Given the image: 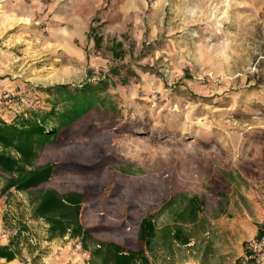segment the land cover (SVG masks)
I'll return each mask as SVG.
<instances>
[{
    "label": "rangeland",
    "instance_id": "1",
    "mask_svg": "<svg viewBox=\"0 0 264 264\" xmlns=\"http://www.w3.org/2000/svg\"><path fill=\"white\" fill-rule=\"evenodd\" d=\"M42 3L3 10L10 26L0 34V96L10 91L13 101L0 100V116L13 121L50 107L53 85L80 86L98 81L102 70L117 66L125 76L130 68L138 76L129 85L108 87L122 112L118 128L109 130L111 155L140 175L171 179L172 195L205 198L208 227L217 200L211 179L233 171L231 191L222 198L225 215L242 214V206L250 222L264 227V0ZM91 27L103 37L100 48L88 38ZM114 40L123 42L122 60L112 56ZM0 215L8 238L22 230L20 250L29 263L33 255L38 263L52 255L55 263L89 264L77 240H48V224L32 217L28 194L2 196ZM171 218L168 210L157 224ZM204 237L199 232V246Z\"/></svg>",
    "mask_w": 264,
    "mask_h": 264
},
{
    "label": "trees",
    "instance_id": "2",
    "mask_svg": "<svg viewBox=\"0 0 264 264\" xmlns=\"http://www.w3.org/2000/svg\"><path fill=\"white\" fill-rule=\"evenodd\" d=\"M88 38L101 47L103 37L96 28H90ZM110 50L114 59H123V42L114 40ZM134 76L132 69L123 76L114 66L102 70L96 82L51 86L46 109H32L13 121L0 116V198L11 190L28 194L32 217L48 224V240H77L89 253V264H152L149 254L159 246L172 251L176 242H191L193 235L184 225L198 222L206 205L199 195H172L171 179L155 181L111 155L114 134L109 130L118 128L122 112L108 87L127 86ZM234 175L226 171L212 178L210 193L227 197ZM178 203L183 208L174 209ZM168 210L171 223L159 230L157 220ZM21 234L19 229L1 247L0 257L10 261L21 254ZM262 234L260 228L258 236Z\"/></svg>",
    "mask_w": 264,
    "mask_h": 264
},
{
    "label": "crops",
    "instance_id": "3",
    "mask_svg": "<svg viewBox=\"0 0 264 264\" xmlns=\"http://www.w3.org/2000/svg\"><path fill=\"white\" fill-rule=\"evenodd\" d=\"M43 1L47 0H0V34L3 30H6L10 26V21L6 17H3L5 11H17L29 7L31 5H37V7H42ZM15 9V10H9ZM8 15V14H7ZM29 21V18H25ZM177 208H183V205H179ZM226 202L222 198H217L216 202L213 203V212L215 216L213 218V227H208L210 219L203 217V210L200 214V220L194 224L184 225L185 229L189 231L193 237L188 245H181L179 243H174L173 250H166L164 247L159 246L156 251L148 253L152 264L156 261H160L163 264H236V262L244 254V244L250 239L257 237L261 227V222L256 223L250 222L246 216H244L246 211L243 207H239L242 214H238L233 218L227 217L226 212ZM204 221V225L201 222ZM2 216L0 215V249L1 247L7 246L12 240L8 238L5 230L2 228ZM171 222H165L164 224L158 225L159 230L170 224ZM213 227V228H212ZM199 232L205 235V242L202 246H199L201 240L199 238ZM213 232L215 239L211 240L209 234ZM61 238V237H59ZM64 239L69 238L68 236L62 237ZM57 239V238H55ZM66 249L69 248L65 246ZM79 249L81 245L78 246ZM15 250V248H12ZM10 249L9 251H11ZM64 250V248L62 249ZM181 250H186L188 254L179 255ZM83 251V250H82ZM86 255L89 254L85 252ZM32 257V256H31ZM39 255H33V262L29 263V259H24L22 254L17 256L15 259L8 261L6 257H0V264H63L59 262H54V256H44L41 263H38Z\"/></svg>",
    "mask_w": 264,
    "mask_h": 264
},
{
    "label": "built area",
    "instance_id": "4",
    "mask_svg": "<svg viewBox=\"0 0 264 264\" xmlns=\"http://www.w3.org/2000/svg\"><path fill=\"white\" fill-rule=\"evenodd\" d=\"M12 97L10 91H3L0 100L9 105L13 101ZM262 230L261 236L254 237L245 243L244 254L236 264H264V227Z\"/></svg>",
    "mask_w": 264,
    "mask_h": 264
}]
</instances>
